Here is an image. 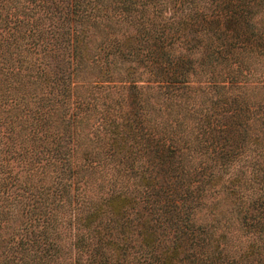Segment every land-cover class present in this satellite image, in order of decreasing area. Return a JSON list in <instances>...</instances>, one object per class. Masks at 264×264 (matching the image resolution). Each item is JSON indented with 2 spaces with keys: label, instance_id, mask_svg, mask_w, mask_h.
I'll use <instances>...</instances> for the list:
<instances>
[{
  "label": "trees",
  "instance_id": "16d2710c",
  "mask_svg": "<svg viewBox=\"0 0 264 264\" xmlns=\"http://www.w3.org/2000/svg\"><path fill=\"white\" fill-rule=\"evenodd\" d=\"M0 7V264H264V0Z\"/></svg>",
  "mask_w": 264,
  "mask_h": 264
},
{
  "label": "rangeland",
  "instance_id": "374dc122",
  "mask_svg": "<svg viewBox=\"0 0 264 264\" xmlns=\"http://www.w3.org/2000/svg\"><path fill=\"white\" fill-rule=\"evenodd\" d=\"M0 12H3L2 8L0 7ZM67 248H68V241H67ZM70 251V250H69ZM66 257V255H65ZM62 258V257H61Z\"/></svg>",
  "mask_w": 264,
  "mask_h": 264
}]
</instances>
